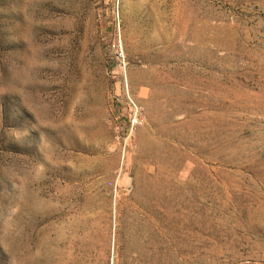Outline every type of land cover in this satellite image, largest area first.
<instances>
[{"label": "rangeland", "instance_id": "rangeland-1", "mask_svg": "<svg viewBox=\"0 0 264 264\" xmlns=\"http://www.w3.org/2000/svg\"><path fill=\"white\" fill-rule=\"evenodd\" d=\"M0 264H264V0H0Z\"/></svg>", "mask_w": 264, "mask_h": 264}]
</instances>
